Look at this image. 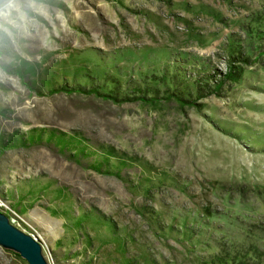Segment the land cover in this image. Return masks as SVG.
<instances>
[{
	"label": "rangeland",
	"instance_id": "374dc122",
	"mask_svg": "<svg viewBox=\"0 0 264 264\" xmlns=\"http://www.w3.org/2000/svg\"><path fill=\"white\" fill-rule=\"evenodd\" d=\"M0 213L48 264H264V0L2 4Z\"/></svg>",
	"mask_w": 264,
	"mask_h": 264
},
{
	"label": "water",
	"instance_id": "95a60500",
	"mask_svg": "<svg viewBox=\"0 0 264 264\" xmlns=\"http://www.w3.org/2000/svg\"><path fill=\"white\" fill-rule=\"evenodd\" d=\"M6 1L8 0H0V6ZM0 247L16 253L27 264H48L39 240L13 227L2 213H0Z\"/></svg>",
	"mask_w": 264,
	"mask_h": 264
},
{
	"label": "trees",
	"instance_id": "16d2710c",
	"mask_svg": "<svg viewBox=\"0 0 264 264\" xmlns=\"http://www.w3.org/2000/svg\"><path fill=\"white\" fill-rule=\"evenodd\" d=\"M149 101H152V99H149ZM101 168H103V164H99L98 167H94L93 170L100 171Z\"/></svg>",
	"mask_w": 264,
	"mask_h": 264
}]
</instances>
